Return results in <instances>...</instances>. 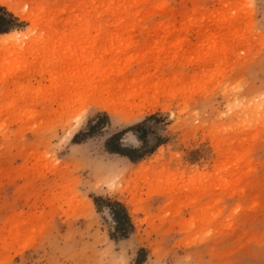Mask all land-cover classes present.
Instances as JSON below:
<instances>
[{
	"label": "rangeland",
	"instance_id": "rangeland-1",
	"mask_svg": "<svg viewBox=\"0 0 264 264\" xmlns=\"http://www.w3.org/2000/svg\"><path fill=\"white\" fill-rule=\"evenodd\" d=\"M54 3L91 60L0 4L34 36L0 42V264H262L264 0Z\"/></svg>",
	"mask_w": 264,
	"mask_h": 264
},
{
	"label": "bare ground",
	"instance_id": "bare-ground-1",
	"mask_svg": "<svg viewBox=\"0 0 264 264\" xmlns=\"http://www.w3.org/2000/svg\"><path fill=\"white\" fill-rule=\"evenodd\" d=\"M23 1H25V0H13L10 3H8L7 0H0V4L7 6L8 10L11 11L13 14L20 16L24 20L29 21L31 29H33V30H36V28H37V30L40 29V32H42L44 34H40V39L38 37H36V38H38V40H40V41L42 40V42L45 41V43L47 45L52 47V45L55 44L54 43L55 39L59 38L58 39L59 40V45H62V48H63V49H61V48L60 49L66 55L69 53L68 56L70 54L71 55L75 54L74 56L70 55V57H69L70 59H72L71 57H76L75 59H78V54L80 55V53H83V52H84L83 54H87V53H85L86 46L91 45L90 43H92V42H89V43L85 42L88 39L87 38L85 39L82 36V34H80V35H77V33L76 34H72L71 32H67V31H64V30L57 31L59 25H58V27L57 26L55 27V24H57V23L59 24L60 23V27L59 28H61V22H62L63 24L64 23L67 24V25H65V24L64 25H65V27L68 26L70 31L71 30H75V31L82 32V31H88V30H90L92 28H96L94 26V23H96L95 21H97L98 17L97 18L95 17V18L92 19V17H90V16L87 17L88 15L84 16L82 14V16H80V14H79V16H78V15L74 14V15H70V17H69V15H67L68 16L67 18L66 17L61 18L60 17V16H62L61 13L64 12V11L66 13L67 7H66V10H65L64 8L56 6L57 4H55L54 2L57 1V0H54V1L51 0L53 2V4H51V5H49L50 4L49 0H48L49 2L47 0H37V2H36V0H30V5H29L30 7H28V10L25 12V11H23V7H22ZM63 6L64 5H62V7ZM75 7H77V6H75ZM120 8H122V6H120ZM68 10L70 11V8ZM59 14H61V15L59 16ZM66 14H69V13H66ZM111 14H115V13H111ZM108 17H106V19ZM108 20H109V23H112V22L114 23V21H116L114 16H113L112 19H107V22H108ZM109 23H107V24H109ZM27 36L29 38L31 37L30 35H28V30L27 31L13 30V31H10L8 33L0 34V42L3 43V44H9V43L17 41V40L21 41L24 37H27ZM33 37H31V38H33ZM31 41L32 40H30V42ZM53 46H55V45H53ZM52 49H55V47H53ZM60 49H58L56 51L59 52ZM50 51L51 50L47 51L45 55L50 53ZM62 51H60V53ZM92 53L94 54V52H92ZM92 53L90 51L88 52V54L92 55L91 57L93 58V54ZM83 54H82V56L80 55L82 57V59H83ZM88 54L86 56L87 59L90 58V56H88ZM86 58H84V59H86ZM89 60H91V58ZM89 60H88V62H89ZM84 63H85V61H84ZM102 100L104 101L103 102L104 103V107L108 106L107 108H110L109 107L110 105L106 104L107 101H105L104 99H102ZM97 103H99V102H97ZM103 103H101V104H103Z\"/></svg>",
	"mask_w": 264,
	"mask_h": 264
},
{
	"label": "trees",
	"instance_id": "trees-1",
	"mask_svg": "<svg viewBox=\"0 0 264 264\" xmlns=\"http://www.w3.org/2000/svg\"><path fill=\"white\" fill-rule=\"evenodd\" d=\"M0 9L2 11H4L3 8L0 7ZM15 21H16V19L13 18L10 14H8L6 12H3V15H0V33L7 32L9 30L8 29L9 28L8 25L9 24L14 25ZM5 24H6V26H5ZM111 152L119 154L121 156H124V157H126L127 159H129L132 162L135 161V160H138V159H140L142 157V155H138L136 157L133 156V153L135 152V150H133V149L132 150H128V151H125V150H122V149H113V150H111ZM116 204L120 206V204H118L117 202H116ZM112 215H113V218L115 219V221L118 222V220L120 219L119 213L118 212H113ZM123 217L127 218V215L124 214Z\"/></svg>",
	"mask_w": 264,
	"mask_h": 264
},
{
	"label": "snow or ice",
	"instance_id": "snow-or-ice-1",
	"mask_svg": "<svg viewBox=\"0 0 264 264\" xmlns=\"http://www.w3.org/2000/svg\"><path fill=\"white\" fill-rule=\"evenodd\" d=\"M248 6L249 7H255V5H253V4H250ZM261 30L264 31V27H262ZM241 87H243V85H241ZM90 108H91V106H87V107H85L84 109L81 110L80 114L76 117L77 123H79L80 121L86 119ZM129 140H131L132 143L136 142L131 137H129ZM53 147H56V146H53ZM99 187H100V185H97V189H99ZM128 247H134V242H130L128 244ZM260 252H261L262 255H264V242L261 243ZM121 264H132V261L130 259H125V260L121 261ZM192 264H204V262L203 261L194 260V261H192ZM241 264H246V262H241ZM262 264H264V262H262Z\"/></svg>",
	"mask_w": 264,
	"mask_h": 264
}]
</instances>
